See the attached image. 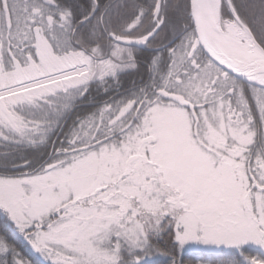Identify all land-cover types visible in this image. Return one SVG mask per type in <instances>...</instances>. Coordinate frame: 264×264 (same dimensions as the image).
<instances>
[{
  "label": "snow or ice",
  "instance_id": "6c2138e0",
  "mask_svg": "<svg viewBox=\"0 0 264 264\" xmlns=\"http://www.w3.org/2000/svg\"><path fill=\"white\" fill-rule=\"evenodd\" d=\"M0 264H264V0H0Z\"/></svg>",
  "mask_w": 264,
  "mask_h": 264
}]
</instances>
